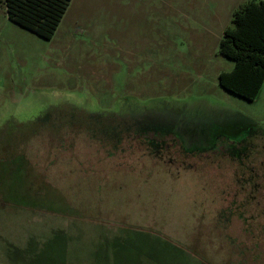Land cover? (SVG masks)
Listing matches in <instances>:
<instances>
[{
    "label": "rangeland",
    "instance_id": "374dc122",
    "mask_svg": "<svg viewBox=\"0 0 264 264\" xmlns=\"http://www.w3.org/2000/svg\"><path fill=\"white\" fill-rule=\"evenodd\" d=\"M179 1L71 0L50 40L0 12V159L30 165L0 163V264L262 262L233 206L264 184V83L225 91L218 37L264 0Z\"/></svg>",
    "mask_w": 264,
    "mask_h": 264
},
{
    "label": "trees",
    "instance_id": "16d2710c",
    "mask_svg": "<svg viewBox=\"0 0 264 264\" xmlns=\"http://www.w3.org/2000/svg\"><path fill=\"white\" fill-rule=\"evenodd\" d=\"M70 1L0 0V12L3 11L10 22L42 39L50 40ZM219 53L234 62L232 70L219 74V85L229 93L247 101H253L264 83L263 1L246 2L233 12L231 26L224 30L219 42ZM151 135L153 137L155 134H144L146 138ZM141 137L143 136L140 134L134 135L135 139ZM4 162L8 164L10 171L16 175L29 170L27 166H30L22 154H18L13 159H0L1 164ZM249 172L253 175L255 171L249 168ZM249 181L245 177L239 180L238 187L241 192L246 190V194L244 202L236 208L233 207L236 212L245 211L248 214L247 217L241 220L246 226V235L250 242V238H253V232L250 228L253 224H259V218L264 219V184L254 180V177H251ZM10 189H14V187L12 186ZM22 195L24 196V194H20V196ZM230 210L233 212L232 208ZM230 212H228L229 215L232 213ZM222 213H225V211ZM239 216L243 215L239 213ZM223 227L226 228V226ZM256 240L258 241V239ZM260 245L264 246V244L252 240L253 247H259ZM258 256L262 257V262H258V264H264V250L259 251ZM254 261L257 262V260ZM239 264H243V262Z\"/></svg>",
    "mask_w": 264,
    "mask_h": 264
},
{
    "label": "crops",
    "instance_id": "0c3cea01",
    "mask_svg": "<svg viewBox=\"0 0 264 264\" xmlns=\"http://www.w3.org/2000/svg\"><path fill=\"white\" fill-rule=\"evenodd\" d=\"M241 6V5H240ZM181 8H182V0H180L179 1V5H178V13L180 14L181 13ZM236 10V8L234 9V10H232L231 12H228L225 16H227V18H228V20H230V22H231V18H232V14H233V12ZM218 27H219V24H218ZM228 26L226 25L225 26V28H219V37H218V39H219V41L221 40V38H222V35H223V32H224V30L227 28Z\"/></svg>",
    "mask_w": 264,
    "mask_h": 264
}]
</instances>
